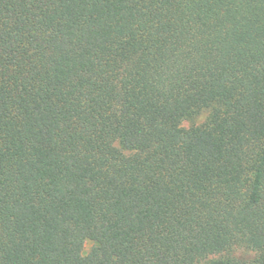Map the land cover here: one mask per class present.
<instances>
[{"label":"trees","instance_id":"16d2710c","mask_svg":"<svg viewBox=\"0 0 264 264\" xmlns=\"http://www.w3.org/2000/svg\"><path fill=\"white\" fill-rule=\"evenodd\" d=\"M211 254L264 264V0H0V264Z\"/></svg>","mask_w":264,"mask_h":264},{"label":"rangeland","instance_id":"374dc122","mask_svg":"<svg viewBox=\"0 0 264 264\" xmlns=\"http://www.w3.org/2000/svg\"><path fill=\"white\" fill-rule=\"evenodd\" d=\"M209 112L208 110L202 111L192 120H184L181 123L183 128H188L190 126L201 125L206 122L208 118ZM93 243L90 240H85L82 255L86 254L92 247ZM232 253L241 258H251L255 256V250L251 248H247L244 246H236L235 249L232 250ZM220 257V254H211L206 258L202 259L199 264H208L211 263L214 259Z\"/></svg>","mask_w":264,"mask_h":264}]
</instances>
